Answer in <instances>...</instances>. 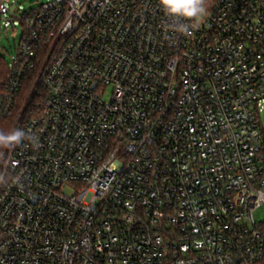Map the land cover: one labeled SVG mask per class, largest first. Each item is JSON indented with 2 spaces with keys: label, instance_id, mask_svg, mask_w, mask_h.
I'll return each mask as SVG.
<instances>
[{
  "label": "built area",
  "instance_id": "1",
  "mask_svg": "<svg viewBox=\"0 0 264 264\" xmlns=\"http://www.w3.org/2000/svg\"><path fill=\"white\" fill-rule=\"evenodd\" d=\"M170 24L159 0L25 15L0 93L24 133L0 151V264H264V0Z\"/></svg>",
  "mask_w": 264,
  "mask_h": 264
},
{
  "label": "clouds",
  "instance_id": "2",
  "mask_svg": "<svg viewBox=\"0 0 264 264\" xmlns=\"http://www.w3.org/2000/svg\"><path fill=\"white\" fill-rule=\"evenodd\" d=\"M213 0H159L165 14L170 18L169 28L180 35L191 36L209 15ZM24 133L14 130L8 134L0 131V149L19 144Z\"/></svg>",
  "mask_w": 264,
  "mask_h": 264
},
{
  "label": "rangeland",
  "instance_id": "3",
  "mask_svg": "<svg viewBox=\"0 0 264 264\" xmlns=\"http://www.w3.org/2000/svg\"><path fill=\"white\" fill-rule=\"evenodd\" d=\"M47 0H6L9 7L2 20L0 19V55L6 64H10L16 55V50L24 34V17L33 8ZM13 24V25H12ZM29 86H25L23 94H28ZM113 88H109L105 99L109 101ZM262 126L264 128V113L262 114ZM257 221L263 220L264 207L257 209L254 213Z\"/></svg>",
  "mask_w": 264,
  "mask_h": 264
},
{
  "label": "trees",
  "instance_id": "4",
  "mask_svg": "<svg viewBox=\"0 0 264 264\" xmlns=\"http://www.w3.org/2000/svg\"><path fill=\"white\" fill-rule=\"evenodd\" d=\"M9 77V69H8V64L5 63L4 59L0 55V93L4 90L6 82ZM30 87V82L28 81L25 86ZM24 86V88H25ZM23 88V90H24ZM13 118H9V120H4L0 122V131H4L6 134L12 132L13 128ZM2 149H0L1 151Z\"/></svg>",
  "mask_w": 264,
  "mask_h": 264
}]
</instances>
